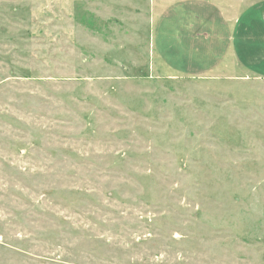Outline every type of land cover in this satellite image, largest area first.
Here are the masks:
<instances>
[{
	"label": "rangeland",
	"instance_id": "1",
	"mask_svg": "<svg viewBox=\"0 0 264 264\" xmlns=\"http://www.w3.org/2000/svg\"><path fill=\"white\" fill-rule=\"evenodd\" d=\"M0 264H264V0H0Z\"/></svg>",
	"mask_w": 264,
	"mask_h": 264
}]
</instances>
